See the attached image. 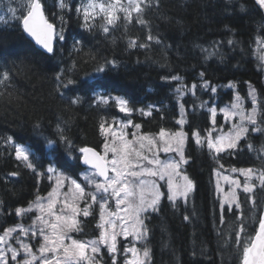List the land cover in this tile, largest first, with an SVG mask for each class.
I'll return each instance as SVG.
<instances>
[{
  "label": "trees",
  "instance_id": "1",
  "mask_svg": "<svg viewBox=\"0 0 264 264\" xmlns=\"http://www.w3.org/2000/svg\"><path fill=\"white\" fill-rule=\"evenodd\" d=\"M84 1L66 0L72 9L68 11L59 7V0H41L58 33L64 28V39L57 38L52 54L39 50L9 10L5 18V10L0 8V234L20 221L15 215L17 207H27L37 195L49 193L52 179L46 170L51 163L79 177L83 168L74 157L80 156L77 150L81 147L102 151L106 138L101 123L131 119L141 125L144 134L176 131L183 104L188 133L184 149L188 162L183 172L195 187L187 202L177 200L173 205L161 184L165 195L158 210L145 215L147 240L138 247L146 243L150 248V264H241L231 239L239 224L237 215L243 211L251 233L256 224L249 218L254 211L258 220L264 208V189L257 187L253 193L255 209L238 189L241 209L232 205L229 211L225 204L222 210L215 172L220 164L223 175L231 173V168H259L264 153L249 151L242 140L238 152H222L217 157L197 144L192 132L199 130L203 137L211 128L209 107L217 108L216 129L226 132L230 124L219 110L230 105L237 92L244 98V107L250 109L249 84L264 98V61L259 59L264 47L256 43V37H264V13L257 10L254 0H151L152 6L143 15L146 25L139 24L135 16L132 23L122 17L106 34L100 27L101 18L91 30L84 26L82 13L75 11ZM149 34L152 41L147 40ZM130 39L137 41V47L129 46ZM229 39L237 43L228 45ZM217 42L223 43L213 49ZM142 43L149 46L139 47ZM101 67L104 71L97 70ZM5 72L9 73L7 80L3 79ZM200 73H204L203 80ZM172 76L182 79L172 80ZM69 80L77 83L69 84ZM204 80L216 87V93L200 87ZM193 83L197 84L196 95L185 88L186 94L178 99L176 89L190 88ZM229 83L235 87L229 88ZM99 95L126 98L135 110L124 114L111 101L99 103ZM77 96L81 101L70 104L69 99ZM140 109L151 110V115ZM58 126L70 138L71 147L59 138ZM248 139L254 148L264 145V136L257 133ZM16 145L31 149L36 171L16 158ZM185 216L189 218L185 220ZM78 219L82 231L71 233L74 238L87 240L98 235L97 212ZM125 242L120 240L118 264L125 259ZM103 264H111L109 255L104 256Z\"/></svg>",
  "mask_w": 264,
  "mask_h": 264
},
{
  "label": "snow or ice",
  "instance_id": "2",
  "mask_svg": "<svg viewBox=\"0 0 264 264\" xmlns=\"http://www.w3.org/2000/svg\"><path fill=\"white\" fill-rule=\"evenodd\" d=\"M258 11L264 13V0H254ZM152 6L151 0H87V3L76 8V12L82 13L83 24L91 30L97 18H101L103 23L100 25L104 33H109L110 27L123 20L132 23L134 16L141 25H146L147 21L143 18L145 11ZM59 7L62 10L71 11L66 0H59ZM26 10H21L17 16V9L10 8L12 18L20 25L25 32L34 37L36 42L48 53L54 52V40L58 37L64 39L63 28L57 32L56 25L50 23L45 16V4L41 0H27L24 6ZM243 10V7H242ZM63 21V16L60 17ZM7 23V21H4ZM152 35L147 36L148 41H152ZM157 43L159 40L157 39ZM217 42L213 49L220 46ZM228 45L237 43L231 39L226 42ZM258 47H264V37H256ZM130 47H137L135 39L129 40ZM142 43L139 47H148ZM202 51H207L202 49ZM259 59L264 61V54ZM114 63V62H111ZM98 71L104 69L98 68ZM203 80L204 73H200ZM3 79H9V73L3 74ZM60 80V76L56 77ZM167 79V78H166ZM170 79L180 81L179 76H172ZM2 82V81H0ZM69 84H76L77 81L69 80ZM66 87L67 85H61ZM200 87L216 93V87H210V82L204 80ZM229 88H234V83H229ZM193 96L196 95L197 84L193 83L190 88L182 86L177 88L178 99L185 95L184 89ZM248 96L252 107H244V98L237 92L233 102L221 108L219 111L223 114L226 122L231 123L228 133H221L214 136L216 132L217 108L209 107L208 112L211 115V128L206 130V135L201 136L199 130H194L192 136L195 142L201 146H206L215 156L222 152H229L230 155L239 151V145L242 140L246 141V147L249 151L264 153V145L254 148L249 141L252 133L264 136V98L257 95L255 88L249 84ZM81 101L79 96L75 99H69L70 104H77ZM115 104L120 112L131 114L135 109L129 107V101L119 96L111 97L108 95H99L98 102L101 104ZM204 107V104H201ZM140 112L145 115H151V110L145 113L144 109ZM117 122L113 120L111 124L104 121L100 125V130L107 138L103 144V153L97 152L90 147H81L77 151L80 156L74 157L79 162L81 159L84 165L90 166L91 172L84 175V180L91 186V190L86 191L88 185H83L77 179L66 176L58 172L55 167L49 166L47 173L55 175V187L50 191L47 197L37 195L36 199L25 207H17L15 215L23 216L25 213L35 211L37 215L32 219V223L25 226L18 223L15 226L5 227L0 234V264H103L104 256L109 255L111 264H118V258L121 255L120 240L132 238L131 246L122 249L125 257L123 264H150L151 250L146 243L142 247L136 244L147 240V227L144 224L145 214L151 211H157L160 199L165 195L160 191L157 181H164L167 187L168 199L173 202L183 200L187 202L189 193L194 190L193 181L181 170L182 166L188 161L184 156L183 147L188 138V133L180 130L170 131L161 129L158 134H137L132 133V139L129 140L124 129L134 127L140 129V124H133L131 119L119 122V128H114ZM177 124L183 126L187 123L183 104L180 105V118ZM107 125V126H106ZM59 138L71 147L70 138L59 129ZM49 143H53L50 141ZM232 150V151H230ZM175 152L178 158L162 161L160 153ZM111 154V156L109 155ZM30 150L22 145L15 146V156L23 161L27 168L36 171V167L30 159ZM264 162V156L260 157ZM219 163V161H217ZM219 165V169H223ZM217 169L215 174L232 187L225 194L220 205H235L236 209H241V203L237 189H241L246 194V200L250 201L253 209L257 207L256 198L253 195L257 187L264 189V163L259 168H231L233 173H239L243 177V182L239 177L223 175ZM11 175H17L12 173ZM44 175V173H38ZM52 177L49 176V179ZM253 181H258L254 183ZM67 183L68 190L62 191ZM218 191H223L217 180ZM114 201V208L110 204ZM85 202L83 208L80 203ZM93 205H98L99 220L96 227L99 229L98 235L92 239L73 238L71 233L81 232L79 216L88 217L92 214ZM189 217L185 216L187 220ZM223 221V215L220 217ZM239 224L234 235L231 237L236 252L241 260V264H264V208L260 209L258 220L253 211L249 218L256 224L251 233L248 232L249 225L245 223L243 211L237 215ZM39 237V239H37ZM32 240L37 241L36 250H33ZM105 249L106 252H102ZM130 254V256L128 255Z\"/></svg>",
  "mask_w": 264,
  "mask_h": 264
},
{
  "label": "rangeland",
  "instance_id": "3",
  "mask_svg": "<svg viewBox=\"0 0 264 264\" xmlns=\"http://www.w3.org/2000/svg\"><path fill=\"white\" fill-rule=\"evenodd\" d=\"M84 3H87V0H85L83 3H81L80 4V6L82 5V4H84ZM27 4V0H0V8L2 9V10H5L4 11V16H5V18H6V12L10 9V8H14V9H17V12H20L22 9L23 10H26V8H24V6ZM16 12V13H17ZM8 13L10 14V15H12L11 13H10V11H8ZM124 114H126V113H124ZM120 121H127V120H122V119H120V120H118V122L114 125V128H119V122ZM133 122V121H132ZM224 122L226 123V121L224 120ZM239 121H238V118L235 120V121H232V122H228L229 124H230V127H229V129L226 131V132H223L222 131V128L221 129H217V131L216 132H213L214 134V136H216V135H219L220 133H221V131L223 132V133H228L229 132V130H230V128H231V123H238ZM133 124H138V123H134L133 122ZM186 124V123H185ZM185 124L183 125V126H181V125H179V128L177 129V130H180L181 129V127L183 128V131H185ZM176 130V131H177ZM124 131L127 133V137H128V139L129 140H131L132 139V133H134V132H136L137 134H144V133H142V131H141V127H140V129H136V128H134V127H128V128H126V129H124ZM186 132V131H185ZM151 135H156V134H151ZM104 136H105V134H104ZM106 137V136H105ZM109 141L111 140V136L109 135L108 137H106ZM185 145H186V142H185ZM185 145H184V147H183V151H184V149H185ZM31 153V152H30ZM102 153H103V151H102ZM110 156H111V154H109ZM173 158H178V156H177V154L175 153V152H172V153H163V152H161L160 153V159L162 160V161H167V160H169V159H173ZM183 168H184V165L182 166V171H183ZM58 172H61V171H58ZM91 172V169H88V170H86V171H84L83 173H81L80 174V176H79V178L81 177V179H77L78 180V182H80V183H82L83 185H88V182L87 181H85L84 180V175L86 174V173H90ZM62 173H64L66 176H68L69 174L67 173V172H64V171H62ZM226 175H230V176H232V177H239L241 180H242V178L243 177H240L239 176V173H233V172H231V173H227ZM52 176H53V187H55V179H56V177H55V175H53L52 174ZM71 177V176H70ZM219 179V183H220V187L223 189V191H219L220 192V194L222 195V199H224V196H225V194L226 193H228L229 192V190L231 189V185L230 184H228V183H226L224 180H223V178H222V176L221 177H219L218 178ZM217 179V180H218ZM157 183L159 184V186H160V191H161V184H164L165 185V187H166V184H165V182L164 181H157ZM53 189V188H52ZM166 189H167V187H166ZM68 190V185H67V183H65V185L63 186V189H62V191H67ZM89 190H91V186L90 185H88L87 187H86V191H89ZM238 190V189H237ZM52 191V190H51ZM190 194V193H189ZM48 195V194H47ZM47 195H44V196H42V197H47ZM85 206V202H81L80 203V207L81 208H83ZM110 207H113L114 208V201L110 204ZM26 208V207H25ZM94 210H96L97 211V214H98V216H99V208H98V205H93V208H92V212L94 211ZM149 212H152L151 210H149ZM147 214V213H146ZM145 214V215H146ZM35 215H37V213L35 212V211H33V212H28V213H25L23 216H21V218H22V222H20L19 221V223H22V224H24L25 226H28V225H30L31 223H32V219L34 218V216ZM25 222H24V221ZM145 224V223H144ZM74 238V237H73ZM37 239H39V237L37 238ZM119 240H122V241H126L125 242V244H124V248L125 247H129V246H131V243L130 242H133L132 241V238L131 237H129L128 238V240H124L122 237L121 238H119ZM31 243L33 244V248H35L36 249V247H37V241L36 240H32L31 241ZM140 243V242H139ZM139 243H137L136 244V246L138 247V244ZM35 251V250H34ZM129 256H130V254H128Z\"/></svg>",
  "mask_w": 264,
  "mask_h": 264
},
{
  "label": "water",
  "instance_id": "4",
  "mask_svg": "<svg viewBox=\"0 0 264 264\" xmlns=\"http://www.w3.org/2000/svg\"><path fill=\"white\" fill-rule=\"evenodd\" d=\"M46 16V15H45ZM24 33L26 34V36L28 37V38H30L34 43H35V45L41 50V51H43V52H45V53H47V54H52V53H48L47 52V50L46 49H44L43 47H42V45H40V44H38L37 42H36V40H35V38L34 37H32V36H30L27 32H25L24 31ZM55 41H56V39L54 40V45H55ZM94 149V148H93ZM96 150V149H95ZM97 151V150H96ZM98 152V151H97ZM82 165L84 166V167H89L90 168V166H87V165H84L83 164V161H82Z\"/></svg>",
  "mask_w": 264,
  "mask_h": 264
},
{
  "label": "bare ground",
  "instance_id": "5",
  "mask_svg": "<svg viewBox=\"0 0 264 264\" xmlns=\"http://www.w3.org/2000/svg\"><path fill=\"white\" fill-rule=\"evenodd\" d=\"M78 3V2H77ZM51 8V7H50ZM52 10V9H51ZM75 22V21H74ZM64 23V22H63ZM64 29V28H63ZM92 37V36H91ZM93 42V41H92ZM55 46H56V44H55ZM55 50V49H54ZM63 52V51H62ZM106 57V56H105ZM136 63V62H135ZM112 69V68H111ZM55 145V144H54ZM26 147V146H25Z\"/></svg>",
  "mask_w": 264,
  "mask_h": 264
}]
</instances>
